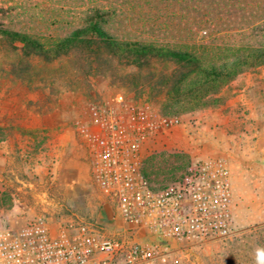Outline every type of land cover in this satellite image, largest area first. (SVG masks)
<instances>
[{"label": "rangeland", "instance_id": "obj_1", "mask_svg": "<svg viewBox=\"0 0 264 264\" xmlns=\"http://www.w3.org/2000/svg\"><path fill=\"white\" fill-rule=\"evenodd\" d=\"M96 7L111 12L104 26L119 39L190 49L207 60L233 47L264 42V0H0V23L51 42L79 26ZM13 56L0 43V136L37 143L35 148L30 144L28 153L16 149V173L0 158V186H8L0 193V229L10 219L21 227L38 215L57 227L77 215L105 224L111 235L126 234L128 225L95 180L78 125L89 119L91 103L113 102L119 95L161 111L167 87L157 84L155 89L140 81L151 69L107 54L89 61L81 54L50 63L33 58L34 69L21 76L12 72ZM207 101L179 113L183 123L148 141L147 148L160 151L156 163L176 168L196 157L226 160L234 228L203 244L173 240L167 261L155 264H257L256 251L264 248V62L245 68ZM61 134L69 144L51 150L54 164L27 167L33 152L45 150L44 144ZM102 199L109 204L104 207Z\"/></svg>", "mask_w": 264, "mask_h": 264}, {"label": "built area", "instance_id": "obj_2", "mask_svg": "<svg viewBox=\"0 0 264 264\" xmlns=\"http://www.w3.org/2000/svg\"><path fill=\"white\" fill-rule=\"evenodd\" d=\"M89 114L78 130L89 147L95 180L128 232L110 235L103 224L77 215L54 230L38 215L21 227L0 229V264H155L167 261L173 240L203 244L233 231L226 160L196 157L176 168L153 160L158 149H144L181 125L183 115L121 95L91 103Z\"/></svg>", "mask_w": 264, "mask_h": 264}, {"label": "trees", "instance_id": "obj_3", "mask_svg": "<svg viewBox=\"0 0 264 264\" xmlns=\"http://www.w3.org/2000/svg\"><path fill=\"white\" fill-rule=\"evenodd\" d=\"M110 15L108 10L93 8L86 13L79 26L51 42L0 23V43L14 55L12 72L19 76L34 69L33 58L50 63L74 54H81L88 61L107 54L140 70L151 69L139 79L155 89L157 84L167 87L168 100L161 110L165 114L186 112L203 106L208 102L207 98L218 94L245 68L264 62V42L233 47L222 57L207 60L190 49L122 40L104 26Z\"/></svg>", "mask_w": 264, "mask_h": 264}, {"label": "crops", "instance_id": "obj_4", "mask_svg": "<svg viewBox=\"0 0 264 264\" xmlns=\"http://www.w3.org/2000/svg\"><path fill=\"white\" fill-rule=\"evenodd\" d=\"M2 125H4V123H0V127H2ZM215 126H216V123H214V129L216 128ZM169 141L171 142V140H169ZM36 143H37L36 140H29V139H25V138L23 139L22 136H18V135H16L15 137H10L8 139H4V140H2L1 136H0V158L8 160V165L10 167L9 171H13V173L14 172L16 173V170L14 168L19 167L15 164V161L13 160L15 153H16V149L22 148V149H24V152L28 153L31 151L30 148H32V146L30 144H33V148H35ZM184 143L185 142H183V144ZM68 144H69V140L63 134L56 135V136L50 138V140L46 144H44L45 150L38 149V151L33 152V154H31L32 155V159H31L32 163H31V165H28L27 167H32V169H37V168L45 169V168H47V166L54 164V160H55L51 150L52 149L53 150L55 149L58 151L63 150V148H65ZM167 144L169 145V143H167ZM147 147H149V146L146 145L145 149ZM184 147H186L185 144H184ZM147 150H148V148H147ZM56 160H57V158H56ZM11 163H14L13 164L14 167L11 166L12 165ZM7 189H8V186H6V187L0 186V193H1V191H6ZM107 200L108 199H102V203L104 204V207L107 206V204H109L108 203L109 200L108 201ZM116 209H117V207H116ZM117 212H118V210H117ZM24 220L25 219L20 221V223L23 222ZM103 225L105 227V232L107 234L111 235V232H110V229L108 228V226H106L105 224H103ZM6 227L18 228L17 226H15L11 223V219L9 220V224ZM51 227L54 230L58 228V226L56 227V225L55 226L51 225ZM2 228H5V227H2Z\"/></svg>", "mask_w": 264, "mask_h": 264}, {"label": "clouds", "instance_id": "obj_5", "mask_svg": "<svg viewBox=\"0 0 264 264\" xmlns=\"http://www.w3.org/2000/svg\"><path fill=\"white\" fill-rule=\"evenodd\" d=\"M257 264H264V248H259L256 251Z\"/></svg>", "mask_w": 264, "mask_h": 264}]
</instances>
